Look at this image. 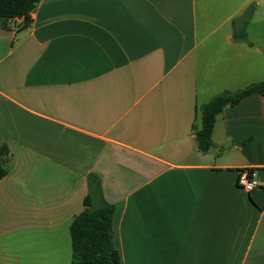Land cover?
<instances>
[{
	"label": "crops",
	"instance_id": "obj_1",
	"mask_svg": "<svg viewBox=\"0 0 264 264\" xmlns=\"http://www.w3.org/2000/svg\"><path fill=\"white\" fill-rule=\"evenodd\" d=\"M31 17L0 19V264L72 263L90 173L123 264H264V96L223 111L210 152L194 133L198 107L264 81V0H42Z\"/></svg>",
	"mask_w": 264,
	"mask_h": 264
},
{
	"label": "trees",
	"instance_id": "obj_2",
	"mask_svg": "<svg viewBox=\"0 0 264 264\" xmlns=\"http://www.w3.org/2000/svg\"><path fill=\"white\" fill-rule=\"evenodd\" d=\"M41 2L42 0H0V19L4 20L6 27L9 21L24 19L22 28H28L33 23L31 15ZM255 9V6H251L246 11L243 27L235 32L236 40L249 43L246 27L252 20ZM254 95L264 96V81L240 90L225 91L197 108L196 120L199 118L200 126H194V133L198 149L202 153L206 154L212 149L214 128L223 111ZM9 156L8 147H1L0 180L8 174ZM87 179L89 192L84 200V210L70 226L71 264H123L115 245L116 208L105 199L101 176L90 173Z\"/></svg>",
	"mask_w": 264,
	"mask_h": 264
},
{
	"label": "built area",
	"instance_id": "obj_3",
	"mask_svg": "<svg viewBox=\"0 0 264 264\" xmlns=\"http://www.w3.org/2000/svg\"><path fill=\"white\" fill-rule=\"evenodd\" d=\"M238 186L248 194L255 191L259 186L256 178V173L252 169H245L240 171L238 177Z\"/></svg>",
	"mask_w": 264,
	"mask_h": 264
},
{
	"label": "rangeland",
	"instance_id": "obj_4",
	"mask_svg": "<svg viewBox=\"0 0 264 264\" xmlns=\"http://www.w3.org/2000/svg\"><path fill=\"white\" fill-rule=\"evenodd\" d=\"M18 236H19V238H18ZM17 238H18V242H19V244L22 245V244H23V236H20V235L11 236V237L8 238V240H9V241H12L11 243L13 244V243L17 240ZM13 247L15 248V246H13ZM15 250H16V249H15ZM16 251H17V250H16Z\"/></svg>",
	"mask_w": 264,
	"mask_h": 264
}]
</instances>
